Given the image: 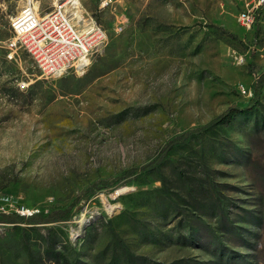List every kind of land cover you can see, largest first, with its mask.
Masks as SVG:
<instances>
[{"label":"rangeland","instance_id":"1","mask_svg":"<svg viewBox=\"0 0 264 264\" xmlns=\"http://www.w3.org/2000/svg\"><path fill=\"white\" fill-rule=\"evenodd\" d=\"M80 2L105 39L46 77L0 0V264H264V3L247 30L255 0Z\"/></svg>","mask_w":264,"mask_h":264},{"label":"built area","instance_id":"2","mask_svg":"<svg viewBox=\"0 0 264 264\" xmlns=\"http://www.w3.org/2000/svg\"><path fill=\"white\" fill-rule=\"evenodd\" d=\"M263 3L264 0L246 3L237 14L240 25L252 29ZM104 4L107 2L102 1ZM81 8L80 0H52V9L43 12L39 0H23L11 20L13 38L7 40V58L15 59L17 50L24 48L46 77L68 71L83 73L92 49L104 41L105 31L92 17H85ZM17 86L26 90L28 82L18 81ZM240 90L246 93L245 88Z\"/></svg>","mask_w":264,"mask_h":264},{"label":"trees","instance_id":"3","mask_svg":"<svg viewBox=\"0 0 264 264\" xmlns=\"http://www.w3.org/2000/svg\"><path fill=\"white\" fill-rule=\"evenodd\" d=\"M261 85H262V82L260 84L258 83L254 87V94H253V98H252L253 100H256L258 98V96L260 94ZM249 109H250V107H245V108H240L238 106L229 107L226 111H224L223 113L213 117L210 121H208L203 126L192 129V130L185 131L182 135L178 136L175 139V141L176 140H182L194 132H198V131H202V130H208V129L215 127V126H218V125L229 126L233 122L236 115L243 114V113L247 112ZM164 154H165V150H163V152L161 153L159 158H162V156ZM64 218H66V217L65 216H60V217L52 216V217H48L47 219H41L38 215L32 214L29 216H19V217H17V219L15 218L14 222H23V223L31 224V223L49 222V221H54V220L64 219ZM123 250L124 251H122V254L126 259L129 256H135L134 254L130 253L129 250L126 249L125 247L123 248Z\"/></svg>","mask_w":264,"mask_h":264}]
</instances>
